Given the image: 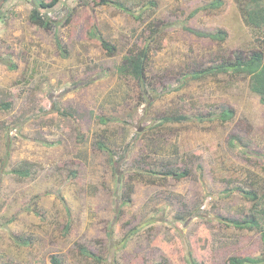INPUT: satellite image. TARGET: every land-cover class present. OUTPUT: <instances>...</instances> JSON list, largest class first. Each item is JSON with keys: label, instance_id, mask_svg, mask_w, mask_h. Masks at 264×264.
Listing matches in <instances>:
<instances>
[{"label": "rangeland", "instance_id": "rangeland-1", "mask_svg": "<svg viewBox=\"0 0 264 264\" xmlns=\"http://www.w3.org/2000/svg\"><path fill=\"white\" fill-rule=\"evenodd\" d=\"M98 1L61 0L43 27L30 1L0 0V264L264 259L260 232L227 222L264 209L236 192L264 195V105L248 76L207 72L261 50L248 0H113L140 20ZM146 46L139 82L126 58ZM99 142L121 158L119 183ZM23 164L30 177L11 173Z\"/></svg>", "mask_w": 264, "mask_h": 264}, {"label": "trees", "instance_id": "trees-1", "mask_svg": "<svg viewBox=\"0 0 264 264\" xmlns=\"http://www.w3.org/2000/svg\"><path fill=\"white\" fill-rule=\"evenodd\" d=\"M30 1L32 5V10L30 12V21L34 24L41 25L43 27H48L50 20L48 17V13L50 11L57 8L61 2V0H28ZM96 6H113L122 12H125L131 16H133L136 20L141 19V14L136 15L131 9H129L127 6L123 5V3H120L118 1L113 0H99L98 2H95ZM155 3H149L148 7H153ZM222 5L221 1H214L211 2L207 7L208 8H219ZM147 10V9H146ZM242 12L244 14V22L247 26L252 28L253 30H264V0H248L245 4V6L242 8ZM165 28H168L167 24H162L161 30H164ZM160 30V31H161ZM158 32V31H157ZM156 32V33H157ZM199 36H206L214 40H224L226 37V33L223 31H217L215 33H195ZM90 36L92 39H96L103 51L108 55L111 56L114 53L115 47L111 45L109 42L105 41L102 36L99 34L98 30L95 28L90 31ZM261 44V50L252 52L247 58L245 59H236V61L232 64L227 65H219L212 68H209L207 72L209 74H216V73H225V72H231L233 74H243L249 77L250 80V91L257 94L260 98L261 103L264 105V38L260 42ZM147 56V46L144 48V50L139 53L135 57L126 58V64L129 69V72L134 76L135 79H137L139 82H143V63ZM14 68V66L12 67ZM0 108L3 109H9L10 106L8 103L0 104ZM57 113L64 117L72 118V115L65 111L57 110ZM221 119L223 121L229 120L232 117V112L230 110H223V112L220 115ZM201 119V118H200ZM189 118L185 116H176L172 118H168L167 121L172 122H182L187 121ZM110 120L100 118L101 123H107ZM235 140L233 139L230 141L231 146H235ZM7 147H9V143L6 144ZM98 148L107 153L110 158V162H112V167L115 176L117 177V181L119 183L120 174L118 172V166L119 162L121 161V158L117 159V161L114 159L113 153L110 151V149L105 146L103 143L99 142L97 143ZM9 156V152L6 154V157ZM11 173L25 178L31 176L30 166L28 164L20 165L18 168L13 169ZM154 173V172H153ZM165 175L172 176L176 179H182L186 176L185 172L175 171V170H167L164 172ZM236 192L242 193L245 195L246 198L250 200H261L262 203H264V195L261 197H258L256 193L251 191H243L242 189H236ZM229 225L234 226L236 229H248V230H256L260 232L262 241L264 243V209L260 212H258L257 215H252L250 219H244L242 221L237 220H227ZM81 255L95 260L100 261V258L93 253H91L86 248H80ZM192 261V260H191ZM52 264H60V261L52 258ZM230 264H264V259L261 258H230L229 260ZM190 264H197L195 262H191Z\"/></svg>", "mask_w": 264, "mask_h": 264}, {"label": "water", "instance_id": "water-1", "mask_svg": "<svg viewBox=\"0 0 264 264\" xmlns=\"http://www.w3.org/2000/svg\"><path fill=\"white\" fill-rule=\"evenodd\" d=\"M140 131V130H139Z\"/></svg>", "mask_w": 264, "mask_h": 264}]
</instances>
